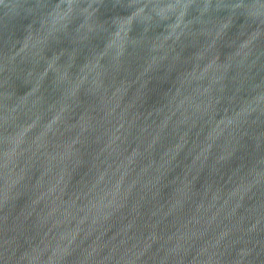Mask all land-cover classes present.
I'll return each instance as SVG.
<instances>
[{
    "label": "water",
    "instance_id": "obj_1",
    "mask_svg": "<svg viewBox=\"0 0 264 264\" xmlns=\"http://www.w3.org/2000/svg\"><path fill=\"white\" fill-rule=\"evenodd\" d=\"M0 264H264V0H0Z\"/></svg>",
    "mask_w": 264,
    "mask_h": 264
}]
</instances>
